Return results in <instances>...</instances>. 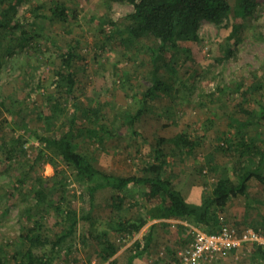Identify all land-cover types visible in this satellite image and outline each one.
Returning <instances> with one entry per match:
<instances>
[{"label": "rangeland", "instance_id": "374dc122", "mask_svg": "<svg viewBox=\"0 0 264 264\" xmlns=\"http://www.w3.org/2000/svg\"><path fill=\"white\" fill-rule=\"evenodd\" d=\"M57 1L76 8L77 17L67 21L54 17L51 8ZM235 1L231 0L233 6ZM133 10V4L121 1L0 0V20L6 23L0 26V254L9 256L18 249L29 217L42 215L51 234L58 229L52 203L56 204L62 193L40 202V210L34 213L35 191L57 176L55 166L64 177L72 174L71 167L32 130L47 135L62 133L77 98L100 108L101 117L95 121L93 114L78 112L75 148L92 153L99 168L114 174L163 177L170 173L188 200L201 201L224 168L236 181L238 175L232 167L250 164L233 150L227 153L217 148L219 143L227 146L225 141L236 142L244 136L246 141L255 140L259 151L264 149V123L230 124L233 116H246L241 104L258 111L256 89L260 80L264 82V0L252 16L242 18L231 13L221 27L204 20L199 42L170 43L166 48L151 36L133 39L121 23L107 22L108 18L126 22L125 17ZM70 45L79 54L74 63L78 85L75 97L65 104L68 112L57 116L52 125L50 98L59 95L61 83L56 70L61 53ZM160 49L159 72L171 88L148 101V109L137 119L133 133L125 124L126 115L138 108L144 91L151 86L156 66L153 53ZM246 89L254 94L244 103ZM101 125L118 130L117 137L102 133L104 145L83 133L86 126ZM180 131L202 137L195 155L184 154L168 142L162 168L157 172L145 169L155 161L157 134L170 137ZM209 153L215 158L214 170L209 168ZM66 187L77 206L89 200L80 184L71 181ZM153 188L151 183L130 184L127 192L120 194L111 187L99 189L93 209L99 226L108 227L119 215L130 217L132 210L138 212L140 200L150 196ZM113 194L125 197L122 208L112 203ZM221 216L240 229L253 226L264 231V183L251 179L249 195L231 199ZM163 221L158 220L150 248L135 259V264H172L191 241L194 225L190 221L166 219L165 225ZM153 222L149 220L128 239L113 234L118 246L114 258L120 264H126L132 248L141 246ZM82 234L88 235L84 221L62 252L52 258V264H106L97 255L92 239L87 236L84 243ZM44 250L53 254L50 245ZM259 262L246 247L202 264Z\"/></svg>", "mask_w": 264, "mask_h": 264}, {"label": "trees", "instance_id": "16d2710c", "mask_svg": "<svg viewBox=\"0 0 264 264\" xmlns=\"http://www.w3.org/2000/svg\"><path fill=\"white\" fill-rule=\"evenodd\" d=\"M109 2L121 1L133 4L134 10L130 12L123 22H115L111 18L107 19L109 24L119 26L121 23L127 33L133 38L138 39L144 36H151L161 47L168 44H176L183 41L199 42L201 40V25L204 20L213 22L218 27L224 25L231 13L236 16L247 18L252 16L260 4V0H236L234 6L231 0H107ZM52 15L62 21L75 18L78 15L77 9H70L65 2L57 1L51 8ZM6 23L0 20V26ZM162 50L154 51L153 62L156 64L152 70V84L143 93L141 102L134 112L126 115L125 124H129L133 133L134 125L145 110L148 109V101L159 96V93L170 91L171 83L160 75L157 60L160 58ZM164 51V50H163ZM160 52V53H159ZM61 63L57 67L56 73L61 76V83L58 85L59 95L50 98L51 116L50 122L54 125L56 117L66 114L67 102L75 97V89L78 85V76L74 68V63L79 56L77 49L70 45L61 53ZM2 56L0 54V67ZM169 67L168 64H166ZM174 72V68L171 67ZM251 89V88H249ZM246 89L243 94V102L250 101L253 91ZM257 91L258 111L254 112L250 108L240 105L241 111L246 116H233L231 125L251 126L264 123V82L259 81ZM74 111L67 117L65 130L58 134H40L37 130H32L35 136L42 140L45 145L59 156L67 166L71 167L72 174L67 176L63 171L55 166L56 175L59 180L53 181L57 176L52 177L51 183H44L35 191L37 203L33 207L38 212L41 208L40 202H47L53 194L61 192L62 196L52 208L58 219V229L51 234L45 228L43 216L33 219L29 217L23 225L20 235V244L17 250L11 255L0 254V264H52V258L62 252L66 242L74 236L81 221L87 224V236L92 239L97 255L106 264H120L114 255L118 250L117 244L113 240V234L117 237L128 239L149 221L151 223L148 233L145 235L144 242L138 248H132L128 255L126 264H135V259L145 253L153 241V231L158 220L180 219L190 221L191 224L202 230L212 233L220 229L222 223L229 222L221 216L231 199L238 196H248L250 180L255 178L264 183V149L259 151L255 140L246 141L240 136L236 142L225 141L227 146L219 143L218 147L224 152L235 151L240 159L250 161L248 165H234L232 170L238 175L236 181L233 180L230 172L224 168L213 182L211 190L204 193L201 201L188 200L183 192L178 189L172 179V174L166 173L163 177H150L141 175H119L99 168L95 164V157L92 153L83 152L74 147V139L78 128V112L82 114H93L95 121L100 119V108L85 104L83 101L73 100ZM89 106V107H87ZM105 132L109 137H117L118 130L114 127L86 126L84 135L89 140L97 141L104 145ZM200 135L189 134L187 131H180L173 136L167 137L157 134L154 146L155 161L146 166L145 169L153 172L159 171L163 164L162 160L166 156L164 145L170 142L174 148L184 154L195 155V150L202 143ZM39 158H41L39 156ZM38 160V159H37ZM215 158L213 153L207 155L210 170L215 169ZM254 161V162H253ZM62 174V178L60 177ZM67 180L74 181L85 187L89 200L77 206L73 196L68 194L66 185ZM154 185L152 193L147 198L140 200L141 207L138 212L132 210L130 217L119 215L118 220L111 222L107 226H99L98 218L94 215L95 195L99 189L111 187L114 191L126 193L130 184ZM51 195V197H49ZM132 199L131 197H129ZM128 198V199H129ZM111 201L119 207L126 204L125 197L112 195ZM135 201V200H133ZM112 204V205H113ZM134 205V204H133ZM142 209V210H141ZM145 211V213H141ZM157 220V221H156ZM236 226V225H235ZM237 227V226H236ZM239 228V227H237ZM240 229V228H239ZM86 234H82L81 240L87 242ZM50 245L53 254L50 255L42 249ZM251 253L264 264V246L261 244L249 245Z\"/></svg>", "mask_w": 264, "mask_h": 264}, {"label": "built area", "instance_id": "2783aa9c", "mask_svg": "<svg viewBox=\"0 0 264 264\" xmlns=\"http://www.w3.org/2000/svg\"><path fill=\"white\" fill-rule=\"evenodd\" d=\"M255 243L264 246V231L257 227L239 229L222 223L218 231L209 233L193 226L191 241L178 252L172 264H202Z\"/></svg>", "mask_w": 264, "mask_h": 264}]
</instances>
